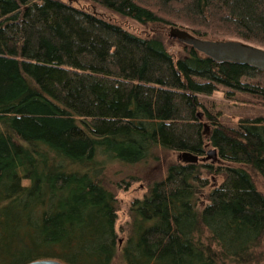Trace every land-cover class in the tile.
<instances>
[{
	"label": "trees",
	"instance_id": "obj_1",
	"mask_svg": "<svg viewBox=\"0 0 264 264\" xmlns=\"http://www.w3.org/2000/svg\"><path fill=\"white\" fill-rule=\"evenodd\" d=\"M125 22L264 48V0H0V264H264V116L206 108L264 102V71ZM207 148L148 171L118 253L107 166Z\"/></svg>",
	"mask_w": 264,
	"mask_h": 264
},
{
	"label": "rangeland",
	"instance_id": "obj_2",
	"mask_svg": "<svg viewBox=\"0 0 264 264\" xmlns=\"http://www.w3.org/2000/svg\"><path fill=\"white\" fill-rule=\"evenodd\" d=\"M77 1L78 0H71V2ZM125 24L131 30L138 33L140 32L144 35H151L154 33L155 35L161 37L163 41H165V43L168 45V49L171 52L175 54H183L182 46L169 38V27L162 26L161 24L151 25L147 27H141L135 23L129 24L125 22ZM223 39L238 40L237 38L228 36L224 37ZM237 97H243L244 99H226L223 92H215L210 98L207 99L206 108L213 113L220 112L222 115L221 120L230 124L238 122L240 117H244L247 115L262 114L264 116V102L254 99L251 100V98L240 95H237ZM206 126L208 129L207 123ZM211 149L212 148H207V151ZM154 153L155 157L150 158L148 161L141 165L124 167L119 163H113L108 165L105 171L106 178L110 182L111 189L116 195L119 202L116 229L121 239L119 240L118 253H120V246L123 239L122 237L126 236V230L128 229V224L130 221V205L134 199L142 198L147 191V183H145V179L148 177V171L150 170L152 173H156L161 169V171H163L164 168H166L170 163L178 162L179 160L183 161L179 158L180 153L168 152L158 149L155 150ZM206 155H204V157ZM212 161V158H209L208 160H204L202 162L211 163ZM249 173L256 189L264 196L263 180L258 175H256V173H253L252 171H249ZM211 177H213L214 183L220 182V178H214V176ZM123 229L124 231H122ZM119 255L120 254H118V257H116L114 264H120Z\"/></svg>",
	"mask_w": 264,
	"mask_h": 264
},
{
	"label": "water",
	"instance_id": "obj_3",
	"mask_svg": "<svg viewBox=\"0 0 264 264\" xmlns=\"http://www.w3.org/2000/svg\"><path fill=\"white\" fill-rule=\"evenodd\" d=\"M169 38L184 45L191 46L198 52L212 58L216 62H233L248 65L254 69L264 71V48L254 46L241 40H211L198 37L189 30L179 27H169ZM179 158L186 162H198L212 158L217 161L216 151L208 150L205 157L199 158L188 152L179 154ZM26 264H64L57 260H37Z\"/></svg>",
	"mask_w": 264,
	"mask_h": 264
},
{
	"label": "flooded vegetation",
	"instance_id": "obj_4",
	"mask_svg": "<svg viewBox=\"0 0 264 264\" xmlns=\"http://www.w3.org/2000/svg\"><path fill=\"white\" fill-rule=\"evenodd\" d=\"M202 158V157H201Z\"/></svg>",
	"mask_w": 264,
	"mask_h": 264
}]
</instances>
